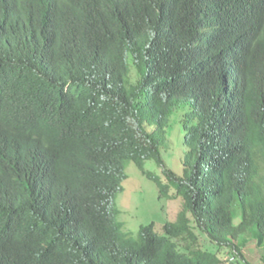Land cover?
<instances>
[{
  "label": "trees",
  "instance_id": "16d2710c",
  "mask_svg": "<svg viewBox=\"0 0 264 264\" xmlns=\"http://www.w3.org/2000/svg\"><path fill=\"white\" fill-rule=\"evenodd\" d=\"M129 163L182 200L161 235L114 217ZM250 243L264 264V0H0V264H252Z\"/></svg>",
  "mask_w": 264,
  "mask_h": 264
},
{
  "label": "rangeland",
  "instance_id": "374dc122",
  "mask_svg": "<svg viewBox=\"0 0 264 264\" xmlns=\"http://www.w3.org/2000/svg\"><path fill=\"white\" fill-rule=\"evenodd\" d=\"M178 115L180 117V114ZM174 116L167 129L168 146L161 149L160 156L166 168L181 175L180 158L185 155L184 131L180 123L177 122L179 117ZM144 168L162 180L164 179L161 167L154 161H146ZM126 174L127 178L122 182V191L115 199L114 208L118 211L114 215L116 221L121 224L124 232L133 236L137 235L140 226L154 223L155 232L161 235L163 224L176 220L177 214L181 210L182 200L180 198L159 199L155 183L144 176L133 163H129L127 166ZM169 194L174 196V191L171 189ZM235 222L238 223L239 218H236ZM197 233L200 246L208 247L209 243L205 237L199 232ZM244 252L252 264H259L258 259L261 252L254 244L250 243Z\"/></svg>",
  "mask_w": 264,
  "mask_h": 264
}]
</instances>
